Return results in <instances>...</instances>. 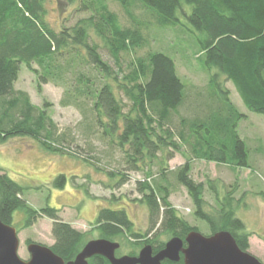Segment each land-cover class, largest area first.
Listing matches in <instances>:
<instances>
[{"label": "trees", "instance_id": "1", "mask_svg": "<svg viewBox=\"0 0 264 264\" xmlns=\"http://www.w3.org/2000/svg\"><path fill=\"white\" fill-rule=\"evenodd\" d=\"M76 1L80 3L79 10H89L91 16L79 19L74 26L55 30L46 19L44 0H0V144L30 137L47 153L76 157L62 146L65 138L54 131L46 111L36 108L27 92L14 90L21 65L32 71L34 63L42 68V82L51 79L59 83L60 73L73 69L79 72L76 82L83 85L77 95L91 100L90 113L96 129L110 139V145L122 151L129 169L137 171L140 162L156 160L157 154L165 156L166 161L179 152L188 157L173 176L192 201L194 217L206 222L211 235L228 231L239 249L247 252L250 233L235 214L241 201L234 197L236 183L218 196L216 180L205 183L192 179L191 162H213L232 171L253 167L250 150L236 131L246 115L231 102L225 83L233 84L248 112L264 116V0H113L125 11L130 27L120 24L118 16L107 7V0H66L69 4ZM183 3L191 8L190 13ZM179 14L190 31L198 34V61L208 71V83L195 98L187 92L188 85L182 82L173 59L156 51L138 55L147 46L143 30L152 25L160 29L179 26ZM90 31L96 34L101 47L92 42ZM102 46L112 60L111 66L102 58ZM123 55L131 56L128 63H123ZM89 66L101 83L93 92L89 87L91 79L82 73ZM37 89L41 91L40 82ZM61 103L79 106L74 97ZM160 169L159 179L165 185L155 180L136 184L139 202L148 214L144 233L135 230L123 208L108 207L98 210L86 233L74 229L62 221L58 209L30 207L24 197L26 187L15 182L2 167L0 219L12 226L13 214L22 210V228L32 227L43 217L51 220L54 243L49 248L65 263L75 259L91 240L92 231L120 247H130L129 256H135L144 244L159 252L165 245L158 240L159 235L182 240L191 231H198L169 201L172 191L166 182L167 169ZM119 175L118 185L126 182V177ZM51 185L63 189L66 176L58 175ZM206 192L216 200L213 212L206 210ZM29 243L32 241L26 244ZM88 264L110 263L98 255L88 259Z\"/></svg>", "mask_w": 264, "mask_h": 264}, {"label": "rangeland", "instance_id": "2", "mask_svg": "<svg viewBox=\"0 0 264 264\" xmlns=\"http://www.w3.org/2000/svg\"><path fill=\"white\" fill-rule=\"evenodd\" d=\"M44 4L46 19L55 30H60L61 26H74L79 19L91 16L89 10L86 12L79 10L78 1L69 4L66 0H44ZM106 5L118 16L120 24L130 27L131 21L120 4L107 0ZM183 7L187 13L191 12V8L185 3ZM179 19L181 21L179 26L160 29L152 25L144 29L147 46L138 52V55L156 51L173 59L182 82L188 85L187 92L195 98L197 92L204 89L208 83V71H205L198 61L200 55L198 34L190 31L186 20L180 14ZM89 34L92 42L98 43L101 47L96 34L92 31ZM100 53L103 60L111 66L112 60L103 46L102 49L100 48ZM122 59L125 64L131 56L123 55ZM31 67L35 71L24 65L20 66L14 90L27 92L31 103L36 108L46 111L48 118L54 124V131L57 135L63 134L65 138L62 146L68 152H73L76 157L62 153H47L30 137L8 139L0 144V167L15 182L26 187L24 197L30 207L37 210L45 206L54 207L59 210L62 221L84 233L90 230V225L96 220L100 208L108 207L115 210L123 208L135 224V230L144 233L148 228V214L145 205L139 202L141 195L135 190L136 184L138 181L155 180L165 185L159 179L160 168L163 167L167 169L166 182L172 191L169 201L180 216L197 228V232L203 236L211 235L206 222L194 217L192 201L173 176V172L184 164L188 157L179 152L174 153L172 159L166 161L165 156L157 154L156 160L150 162L146 159L139 163L137 171H132L124 160L122 151L115 144L110 145V139L103 137L102 131L96 129L93 115L90 113V98L77 95L83 86L76 82L79 72L68 69L60 73L61 79L57 80L59 83L51 79L42 82L40 76L44 70L35 63ZM82 73L91 79L89 87L92 92L99 88L100 77L91 66L83 68ZM219 80L222 81V78ZM39 82L41 91L37 89ZM225 87L230 92V100L236 109L246 115L239 121L236 131L250 150L249 161L253 167L251 170L237 168L232 171L224 165L193 160L191 177L196 182L206 183L208 179L216 180L215 188L218 190V196L236 183L237 190L234 192V197L241 200L237 203L236 217L242 220L245 230L250 233L248 251L264 264V116L246 110L231 82H226ZM73 97L77 100L78 107L62 105L63 100H73ZM122 99L127 103L124 96ZM110 173L114 174V177L109 176ZM62 174L66 176V185L63 189L55 188L51 185L52 180ZM119 174L126 177V182L118 185L121 177ZM204 197L208 202L206 210L213 212L217 204L216 200L209 192H206ZM23 217L22 210L16 211L13 214L12 224L19 230L18 256L22 261L29 258L26 250L27 241L48 247L54 243L51 237V220L43 217L32 227L22 228ZM90 236L91 240L99 238L93 231ZM158 240L164 243L168 241L164 235H159ZM130 251V247L124 248L121 245L117 254L127 255Z\"/></svg>", "mask_w": 264, "mask_h": 264}, {"label": "water", "instance_id": "3", "mask_svg": "<svg viewBox=\"0 0 264 264\" xmlns=\"http://www.w3.org/2000/svg\"><path fill=\"white\" fill-rule=\"evenodd\" d=\"M185 242L187 247H183L180 238L172 237L155 254H152V247L146 244L137 256L116 257L119 244L97 238L87 241L75 259L66 263L48 246L32 242L26 246L29 258L22 261L18 256L17 229L0 219V264H88V259L98 255L110 264H161L163 260L174 264H262L249 251H241L228 231L203 236L193 230L186 236ZM180 255L183 256L182 263L179 262Z\"/></svg>", "mask_w": 264, "mask_h": 264}, {"label": "flooded vegetation", "instance_id": "4", "mask_svg": "<svg viewBox=\"0 0 264 264\" xmlns=\"http://www.w3.org/2000/svg\"><path fill=\"white\" fill-rule=\"evenodd\" d=\"M185 238H186V237H185ZM185 238L181 240L182 243H183V247H187V243L185 242ZM27 245H28V244H27ZM27 245H26V246H27ZM145 245H146V244H144L143 246H145ZM143 246H142V247H143ZM142 247H140V249H141ZM151 247H152V246H151ZM140 249L136 252L135 256L138 255V253L140 252ZM116 252H117V251H116ZM116 252H115V256H116V257L123 256V255H119V256L116 255ZM155 253H157V252H154V251H153V248H152V254H155ZM127 256H129V255H127ZM130 256H132V255H130ZM164 261H168V260H163L162 262H164ZM182 261H183V256L180 255V261H179V262L182 263ZM162 262H161V264H162ZM168 262H170V261H168ZM170 264H174V263H171V262H170Z\"/></svg>", "mask_w": 264, "mask_h": 264}]
</instances>
